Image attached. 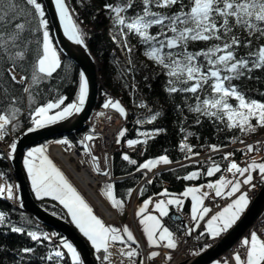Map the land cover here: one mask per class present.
<instances>
[{
  "label": "snow or ice",
  "instance_id": "obj_1",
  "mask_svg": "<svg viewBox=\"0 0 264 264\" xmlns=\"http://www.w3.org/2000/svg\"><path fill=\"white\" fill-rule=\"evenodd\" d=\"M50 2L54 4L55 15L59 18L65 36L75 44L86 47L84 33L71 14L74 10L69 8L66 0H50ZM22 4L21 7L18 0H0V51L12 63V67L7 69L11 81L23 82L27 85L23 88L29 100V124L26 132L32 133L80 113L88 99L89 79L84 71L79 73L78 91L71 103L65 104L67 97L60 95L55 100L49 99L42 104H33L34 86L51 78L57 69L61 68V60L50 36V22L44 3L41 0H22ZM177 6H179L178 11H171ZM105 10L122 38L121 47L126 51L128 63H132L131 53L135 47L129 45L128 36L135 34L138 42L145 47L144 56L153 61L167 76L166 91L170 95L179 93L187 97L191 94L196 98L195 106L189 103L190 111L213 119V122L218 120L226 124L227 128L239 129L245 134L255 132L257 127L264 128V102L248 97L234 83L245 77L252 79V73L257 69L264 70V43H258V47L252 50L254 39L257 42L264 40V0H117L115 4L107 3ZM130 11L135 14L128 15ZM154 27L159 29L156 34L151 32ZM26 31L37 36L42 35V42L40 39L37 40L38 47L31 65L30 79L25 75L17 80L14 70L18 66V61L26 58L30 50L29 45L32 43L31 40L24 39L23 34ZM113 40H116V35L113 36ZM197 42H206L211 46L198 52L192 51L191 46ZM241 47L248 49L247 55H239L238 49ZM148 78L144 77L145 80ZM206 89L207 95H205ZM233 99L237 102L235 106L230 102ZM21 103V99L9 93L7 88L0 94V105H2L0 106V141L9 135V129L11 132L21 129L19 107ZM103 107L111 108L121 117L126 118V109L118 100L107 98ZM139 107L148 106L146 103H141ZM160 115L161 113L157 111L146 122H154ZM200 122L197 119V123ZM136 123L142 124L145 121L138 119ZM126 131V129L119 131L115 143L120 144L121 138H126ZM181 131L184 129L182 128ZM164 132H166L164 128H157L151 133L137 130V135L144 139H127L126 143L129 148L140 144L146 146L149 138ZM191 135L192 133L188 132L179 145L180 150L185 153V159L199 156V152L193 151V147L187 143V138ZM94 139V135H86L80 140V144L93 161V170L104 177H110L111 168L101 169L99 158L92 154L89 142ZM236 141L237 137H233L232 142ZM239 142L244 143L242 139ZM56 143L69 148L72 146L67 138ZM207 147L212 152L221 150V146L216 144ZM258 149L259 142L255 145L248 143L246 148L240 151L247 155ZM16 150L17 143L13 140L8 145L7 151L0 153V159H13ZM233 157L234 152L231 151L225 152L222 157L223 160L228 161L225 171L231 174V178L220 175L219 179L209 181L206 185L186 186L178 195L167 189L156 193L158 198L154 203V210L158 215L151 213L142 215L152 203V197L143 200L135 215L140 217L139 223L143 226V234L150 248L164 247L174 250L178 247L174 232L162 223L161 218L169 215V206L175 205L180 209L184 204L183 198L191 197V220L194 222L187 228V233L191 235L199 228L201 221H205L210 212V208L205 206V198L210 194L208 190L213 191L215 197H226L230 202L207 218L205 231L199 233L198 240L205 234L213 239L217 238L222 233L228 232L241 219L250 203L249 192L244 189L256 187L254 173H258L260 182L264 183V158L261 161L250 159L241 166ZM105 160L107 162V156ZM122 160L135 165L137 172L144 170L145 174L158 165L167 166L173 163L167 154L149 158L138 164L137 160L131 159L127 153H124ZM208 162L210 166L203 173L207 177H213L222 171L220 163L216 160L209 157ZM195 163L200 164L201 161L196 160ZM23 167L31 183V189L38 199L51 197L67 210L71 223L75 224L83 237L90 242L98 264H113L112 258L115 253L112 249L117 243L121 245L118 249L120 264H145V259L151 262L160 255L158 251L152 250L146 258L141 257L140 245L127 225L122 229L106 225L95 215L84 197L46 154L43 144L27 150L23 156ZM201 175L202 172L197 170L177 178L193 181ZM152 182L151 179L146 181L147 184ZM113 188L112 183H106L102 189L103 194L111 201L113 207L123 208V201L115 198ZM19 189V184L7 181L0 183V199L18 203L23 207ZM202 189L206 190L202 191ZM133 191L132 188L127 189L128 196H131ZM144 192L145 189L141 188L140 195L143 196ZM21 215L23 218V214ZM25 224L31 225L32 221L26 219ZM0 228H7L11 233L26 234L37 244L48 241L47 254L40 257L42 264H85L81 252L72 241L55 232L49 233L38 228L29 230L24 225L17 226L11 222L9 214L2 210H0ZM53 238H57L58 243L53 244ZM241 245L246 249V256L242 257L236 252L235 264H264V239L255 231L251 232L250 237H245ZM18 251L32 254L35 249L24 247ZM193 255L198 253L194 252ZM166 258L171 260L170 252L166 253ZM16 264H20V261H16ZM215 264L220 262L216 261Z\"/></svg>",
  "mask_w": 264,
  "mask_h": 264
},
{
  "label": "trees",
  "instance_id": "obj_2",
  "mask_svg": "<svg viewBox=\"0 0 264 264\" xmlns=\"http://www.w3.org/2000/svg\"><path fill=\"white\" fill-rule=\"evenodd\" d=\"M18 2L22 7V0H18ZM116 2L117 0H67L71 10H74L72 11L73 18L83 31L88 47L96 60L99 95H101L100 88L105 89L108 94L119 98L128 110L125 127L127 130L126 138L123 139L143 140L144 137L137 135V130L151 133L157 128L166 129V132L149 138V142L146 146L143 144L136 145L135 150L127 152L130 158L137 160L138 164L149 158L164 154H167L172 161L179 160L185 157V153L180 150L179 145L184 141L188 132H191L192 135L187 138V143L193 147V151L195 152L204 151L207 145H211L212 143L227 145L233 143V137H237L238 141L245 136L246 134L241 133L239 129H229L226 127V124L218 120L213 122V119L190 111L189 103L193 106L196 104V98L191 94H188L187 97L179 93L170 95L166 91L167 76L161 72V69L153 61L144 56L145 47L138 42L135 34H130L128 36L129 45L135 46L131 53L132 63H128L126 51L122 50L121 47L123 43L122 38L118 33V29L113 24L112 19L109 17L108 12L105 10V5L107 3L115 4ZM178 10L179 6L171 11L174 12ZM134 14L135 13L132 11L128 13V15ZM158 31L159 29L157 27L151 29L152 34H156ZM237 34L239 35V33ZM114 35H116V40H113ZM23 36L25 40H31L32 43L29 45L30 50L26 58L22 61H18V66L14 71L16 76L21 77L27 75L30 79L31 65L35 60L38 47L37 40L40 39L42 42V35L37 36L26 31ZM246 42L247 38L245 33V43ZM21 43H23V41ZM258 43H264V40L257 42L254 39L252 50L258 47ZM210 46L211 45L206 42H197L191 46V50L198 52ZM238 53L239 55H247L248 49L241 47L238 49ZM0 57H3L0 58V94L7 88L9 93L21 99L22 103L19 105L21 108L22 121V127L19 131H21L29 124L28 94L23 92V88L27 85L23 82L16 83L11 81L7 69L12 67V63L6 59L2 51H0ZM145 76L149 78L145 80ZM78 81L79 69L77 65L71 59L63 57L61 59V68L57 69L51 78L45 79L34 86L33 104H42L49 99L55 100L60 95L67 97L65 104L73 102L76 92L78 91ZM234 83L245 92L248 97L264 102V70L257 69L252 73V79L245 77ZM149 85H151V87H149ZM207 94L206 89L205 95ZM99 95L97 105H99L102 100ZM230 102L233 103L234 106L237 104L234 99ZM141 103H146L148 107H139ZM157 111L161 113L157 120L151 123L146 122L150 116ZM138 119L145 121V123L137 124L136 121ZM197 119L201 122L197 123ZM182 128L184 131H181ZM19 131L11 132L9 129V135L6 137L9 139L8 141L11 142ZM81 133L82 130L65 134V136L71 141L78 143ZM45 142L46 140L39 144ZM165 150L167 151L165 152ZM233 152L234 158L237 159L240 157V151H238V149L234 148ZM0 153H4L1 147ZM122 155L123 154L119 152L113 153L111 166L113 174L118 176L113 184L114 194L116 199L123 201L124 205L128 198L127 189H133L139 183L142 178V173L134 172L136 166L122 160ZM222 157L223 156L213 157V160L220 163L222 169L220 173L215 174L213 177H207L203 174L206 172L207 167L210 166L208 160H199L201 161L200 164H196L195 161H190L188 163L176 164L170 169L159 170L152 177L151 180L153 182L151 184H147L145 181L140 185V189L144 188L145 192L144 195L141 196L139 189L138 198L140 200L145 199L154 193H160L163 189H167L169 192L178 195L186 186L200 185L204 182L216 179L225 172L228 165V161L223 160ZM197 170L201 171L202 175L196 180L185 181L177 178ZM0 173H3V176L9 183L14 182L12 168L9 160L6 158L0 159ZM32 194L37 202L44 208L65 218L71 223V217L67 215V210L58 201L53 200L51 197L38 199L33 191ZM190 203L191 201L187 197L184 198L183 207L179 210L173 205L170 206L169 215L162 218L163 224L176 234H181L184 230V223L180 218V213L182 211H188ZM0 210L8 213L11 222L15 223L17 226L24 225L29 230H36L38 228L39 230L49 233L55 232L49 226L41 224L32 214L23 210L18 203L0 199ZM21 214H23V218ZM173 214H176L175 217L172 216ZM26 219H30L32 224L26 225ZM73 225L75 226V224ZM206 235L207 234H205L204 237H206ZM52 242L53 244L56 243L55 240ZM87 243L91 248L90 242L87 241ZM47 244L48 241H45L44 244H37L31 241L26 234L11 233L7 228H0V264H16L18 260L20 264H42L40 257L46 256L48 251L46 247ZM24 247L34 248L35 252L32 254H24L18 251L22 250ZM91 250L93 249L91 248ZM21 256H23V259H21Z\"/></svg>",
  "mask_w": 264,
  "mask_h": 264
},
{
  "label": "water",
  "instance_id": "obj_3",
  "mask_svg": "<svg viewBox=\"0 0 264 264\" xmlns=\"http://www.w3.org/2000/svg\"><path fill=\"white\" fill-rule=\"evenodd\" d=\"M41 1L45 5L47 18L50 22L49 25L52 38L61 52L62 57L71 59L77 65L79 73L84 71L88 77L89 95L85 106L80 113L74 114L72 117L63 121H58L53 125H48L43 129H38L32 133H27L26 128L19 131L13 138L17 143V150L14 154V158L9 159V163L16 183L20 185L19 193L23 203V207L21 208L32 214L40 223L55 230L60 236L72 241L77 247V250L81 252L85 264H96L89 244L78 230L68 220L57 214L53 215V212L47 210L37 202L32 194L22 164L23 153L30 146L53 136L82 130L85 127L86 120L89 118L92 109L96 105L98 97L99 83L96 62L86 40V47L84 45H77L74 41L69 40L67 36H65L63 28L60 26L59 18L55 15L54 4L51 3L50 0ZM263 211L264 183H262L259 191L250 200L249 206L242 214L241 219L237 221L228 232L221 234L217 240L210 244V247H206L203 251L198 252V255L192 254L179 261L177 264H209L218 258L224 251L229 249L247 231V229L252 226L254 221Z\"/></svg>",
  "mask_w": 264,
  "mask_h": 264
},
{
  "label": "built area",
  "instance_id": "obj_4",
  "mask_svg": "<svg viewBox=\"0 0 264 264\" xmlns=\"http://www.w3.org/2000/svg\"><path fill=\"white\" fill-rule=\"evenodd\" d=\"M115 119H119V120L123 121L124 123L120 127L113 129L112 128V122ZM89 124H90V129H88L84 133L83 137L86 135H89V134H92L95 136L94 141L89 142L91 145L92 154L99 158V165H100L101 169L109 168L110 167V156L113 152L118 151L121 148L130 149L128 147V145L122 146L121 143L120 144L115 143V140L117 139L119 131L121 129H123V126L125 125V119H123V117H121L119 114H117L116 112H114L112 110L100 108V109H97L93 113V117L91 118ZM107 134L112 136L111 137L112 140L107 141L105 139V135H107ZM263 135H264V133H263ZM250 138H248V139H250ZM60 148L63 150L64 153H66V155H72L70 160H68L66 158H61V159L64 161L66 168L78 180V182H80L79 181L80 178H78L77 175L78 174L79 175L86 174L89 178H91L93 180V186L91 187V189L94 190V189H99L101 184L104 181L112 182L114 180L115 177L112 174L110 177H104L103 175L96 173L93 170V168H94L93 161L91 160L90 156L85 152L82 145H81V148L78 149L75 145H72L69 148L66 145L58 144L53 149V152L56 156L58 154H60V151H59ZM105 156L108 157L107 162L105 160ZM72 162H74V164ZM142 171H144V170H142ZM144 173H145V171H144ZM149 175L150 174H148V172H147V174H145V176H144V180L149 179ZM259 182L260 181L258 180V183ZM258 183H257V185H258ZM84 188L88 192V189L86 187H84ZM209 203L207 202V204H209ZM129 210H130V213H132L131 207H129ZM103 212H104V216L106 217L107 220H111L115 216L114 213L112 212V210H109V209L105 210V208H104ZM184 219L186 220L188 225H190L191 219L185 215H184ZM258 223H259V228L264 233V217H260L258 220ZM195 236H196L195 231H193L191 233V235H189L187 233V229H186V234H184L178 240V247L176 249L172 250L173 251V257L168 262V264H175L178 260L182 259L183 257H186L189 253V250L192 251V250L199 249L201 247V245L209 242L208 241V242L204 243L203 240L202 241L196 240ZM263 236H264V234H263ZM263 239H264V237H263ZM139 245H140L139 251L142 255L143 254L142 252H145V248L142 246V244L139 243ZM119 247H121V245H115L112 249V251L115 253V255L112 258L113 264H120L121 257L118 254ZM188 247H191L192 249H189ZM160 249L163 250V253L160 252ZM164 249L165 248H163V247H159L160 255L156 257L157 262H161V261L165 260L166 252L164 253V251H165ZM143 258H145V257H143ZM221 261H224L223 257L221 258ZM145 264H147L146 259H145Z\"/></svg>",
  "mask_w": 264,
  "mask_h": 264
},
{
  "label": "bare ground",
  "instance_id": "obj_5",
  "mask_svg": "<svg viewBox=\"0 0 264 264\" xmlns=\"http://www.w3.org/2000/svg\"><path fill=\"white\" fill-rule=\"evenodd\" d=\"M95 62H96V60H95ZM96 68H97V65H96ZM123 123H124L123 121H121L119 119H115L112 122V128L113 129H116V128L120 127ZM261 131L262 132H257L250 139L244 140V143H243L242 146L236 145L235 148L245 149L246 148V145L248 143H252V144L255 145L257 142H259V149L257 151H254V152L249 153L247 155H245L243 152L240 151V157H239V159L241 161L246 162V161H248V160L251 159V157H252L253 154L262 153L263 152V150H264V135H263L264 128H262ZM111 137L112 136H110L109 134L105 135V139L107 141L112 140ZM212 144H216V145L221 146V150L219 152H212L211 149L209 147H207L204 151L199 152V156L198 157H192L191 159H185V157H183V158H181L179 160L172 161L173 163L171 165H167V166L166 165H158L155 169H153V170H151V171L148 172V174H150L149 175V178L152 179V177L154 176V174L157 171L170 169L171 167L175 166L176 164L188 163L190 161H193L192 159H196V160H208L209 157H211L213 159V157H216V156H223V154L225 152H228V150H229V144H227V145H221L219 143H212ZM59 151H60V154H58L57 157H59V158H66L68 160L71 159L72 155H66V153H64L61 148L59 149ZM134 172H137L136 169L134 170ZM225 172L223 173V175H225V176H231L230 173H227V172L225 173ZM77 176H78V178H80L79 181H80L81 185L83 187H86L88 189V193L94 199L95 204L99 208L103 207L100 198H98L94 194L93 190L91 189V187L93 186V180L91 178H89L86 174H81V175L78 174ZM258 180L260 181L259 174L258 173H254V183L256 184V187L254 189L247 188V187L244 189V190H246V191L249 192L250 200L256 195V193L259 191V189L261 187V186L257 185ZM200 185H202V184H200ZM191 186H199V185H191ZM191 186H187V187H191ZM203 190L204 189H202V191ZM209 193H210L209 196L205 198V204H207V202L208 203L210 202L209 204H207V207L210 208V214L206 217L205 221H201L200 227L198 228V232L199 233L205 231V222H206L207 218H209L212 214H215V212L220 211L223 207L226 206V204L230 200V199H228L226 197H215L213 191H209ZM173 206L177 209V207L175 205H173ZM169 208H170V206H169ZM105 210H107V208H105ZM188 217L191 219V216H188ZM258 220H259V217L254 221V223L252 224V226L249 227L247 229V231L229 249H227L226 251L223 252L224 264H235L234 255H235L236 252H239L242 257L246 256V249H245V247H243L241 245V241L245 237H249V235L251 234V232L255 231L260 236V238L264 237L263 236V234H264L263 231L259 228ZM192 223H194V222L192 221ZM171 231H173V230H171ZM174 234H176V233L174 232ZM217 239L218 238H214L213 239V238L209 237L208 235H206V237H202V240L204 241V243H206L208 241L214 242ZM144 246H146V245L144 244ZM188 248L189 249H192L191 247H188ZM149 250L151 251L152 248L145 247V252H142L143 254L141 256L146 258V256H147L146 253H148ZM164 250H165L164 251V253H165L167 251V249H164ZM157 251H158V249H157ZM160 252L163 253V250L160 249ZM189 252H191V250H189ZM96 264H98V263L96 262Z\"/></svg>",
  "mask_w": 264,
  "mask_h": 264
},
{
  "label": "rangeland",
  "instance_id": "obj_6",
  "mask_svg": "<svg viewBox=\"0 0 264 264\" xmlns=\"http://www.w3.org/2000/svg\"><path fill=\"white\" fill-rule=\"evenodd\" d=\"M53 46L56 48V46H55V44H54V42H53ZM56 50H57V48H56ZM57 53H58V55H59V51L57 50ZM59 57H60V55H59ZM55 110H53V112H54ZM253 123L255 124V121H253ZM260 129H262L261 127H257V130H260ZM256 130V131H257ZM255 131V132H256ZM252 133H254V132H249V133H246V134H252ZM39 145H41V144H39ZM44 145V144H43ZM36 146H38V145H36ZM36 146H33V147H36ZM45 146V148H46V154L49 156V158L56 164V166L64 173V175L66 176V178L69 180V182L78 190V192L84 197V199H85V201L92 207V209H93V212H94V214L95 215H97L99 218H101L103 221H105V217L103 216V213H102V211H101V209L98 207V206H96L95 205V203H94V201L92 200V198L90 197V196H88L87 195V193L84 191V187L81 185V183L80 182H76L75 181V179L71 176L72 174H71V172H68L65 168H64V165H63V163L57 158V156L54 154V152H53V149H54V147H55V145H53V144H49V145H44ZM29 148H31V147H29ZM28 148V149H29ZM27 152V151H26ZM262 158H264V150H263V152L262 153H256V154H253L252 155V157H251V159H256L257 161H261V159ZM236 160V159H235ZM236 162L237 163H239L241 166H244V164H245V162H243V164L241 163V162H238L237 160H236ZM73 164H74V162H72ZM226 173V172H225ZM71 174V175H70ZM113 178V177H112ZM115 179V178H114ZM216 179H219V177L218 178H216ZM216 179H213V180H211V181H215ZM3 181H7V180H3ZM8 182V181H7ZM13 184H14V182H12ZM97 190V189H96ZM132 194H134V191L132 192ZM136 194H138V193H136ZM149 197V196H148ZM148 197L147 198H145V199H148ZM152 197V203H150L149 204V206H148V208L146 209V212L144 213V214H142V215H145V214H149V213H151V214H153V215H158V212H156L155 210H154V203H155V201H156V199L157 198H154L153 196H151ZM145 199H142V200H136L137 201V204H136V206L133 204V203H131V202H125V203H127L128 204V206L127 207H131L132 208V210H134V216H133V222L131 223V222H129V220H128V211L126 212V216H124L123 215V211H122V208H118V211H117V213H118V215H119V213H120V221L122 222V224H123V226H125V225H129L130 226V228H131V230H132V232L134 233V234H136V236L138 235V234H140V236L142 237V241H143V243L146 245L145 247H149L148 245H147V242H146V236H144V234H143V226L142 225H140V223H139V220H140V217H137L136 215H135V212L137 211V209L139 208V206L143 203V200H145ZM249 200H250V196H249ZM110 204H111V201H110ZM112 205V204H111ZM123 207H126V206H123ZM127 222H128V224H127ZM106 224V223H105ZM106 225H111V226H115V227H118V223H117V221H110L108 224H106ZM128 226V227H129ZM210 242V241H209ZM211 243V242H210ZM119 244V243H118ZM152 250H156L157 251V249L156 248H152ZM151 250V251H152ZM150 252V250L148 251V253ZM216 261H219L218 259H215V260H213L212 262H210L209 264H215V262ZM147 262H149V261H147ZM152 262H154V263H157V259L156 258H154L153 259V261H151V263ZM168 264V263H167Z\"/></svg>",
  "mask_w": 264,
  "mask_h": 264
},
{
  "label": "crops",
  "instance_id": "obj_7",
  "mask_svg": "<svg viewBox=\"0 0 264 264\" xmlns=\"http://www.w3.org/2000/svg\"><path fill=\"white\" fill-rule=\"evenodd\" d=\"M227 178H231V176H226ZM207 183H205V184H202V185H206ZM191 187H195V186H191ZM204 190H206V189H204ZM208 191H211V190H208ZM189 199H190V201H191V197H188ZM229 202H230V200H229ZM228 202V203H229ZM227 203V204H228ZM226 204V205H227ZM123 211V210H122ZM124 213H123V215L125 216V211H123ZM189 214H190V216H191V203H190V207H189V210L187 211ZM209 214H210V212H209ZM208 214V215H209ZM119 217H120V213H119ZM162 219V218H161ZM130 222V221H129ZM163 223V222H162ZM127 224H128V222H127ZM205 224H206V222H205ZM165 225V224H164ZM129 226V225H128ZM166 226V225H165ZM129 228H130V226H129ZM130 230H131V228H130ZM132 231V230H131ZM133 233V232H132ZM133 235H134V237L136 236V234H134L133 233ZM137 236H139L141 239H142V237L140 236V234H138ZM249 237H250V235H249Z\"/></svg>",
  "mask_w": 264,
  "mask_h": 264
}]
</instances>
